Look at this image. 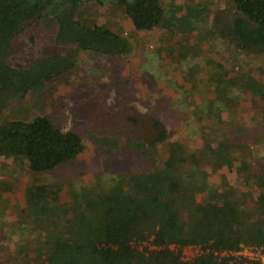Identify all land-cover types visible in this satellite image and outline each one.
<instances>
[{
	"label": "rangeland",
	"instance_id": "rangeland-1",
	"mask_svg": "<svg viewBox=\"0 0 264 264\" xmlns=\"http://www.w3.org/2000/svg\"><path fill=\"white\" fill-rule=\"evenodd\" d=\"M159 2L162 23L141 30L115 1L83 0L76 18L106 24L130 43L127 52L81 50L73 66L34 85L23 97L7 100L0 109V124L45 115L55 126L78 132L84 144L78 155L49 171L31 170L25 156L0 157V264H45L46 252L36 257L31 240L64 222L61 202L72 194L79 201L92 198L128 169L149 174L161 165L167 143H183L186 155L200 156L198 164L180 168L183 178L197 187L196 201L212 190L247 210L255 208L253 180L257 165L264 163V47L239 50L222 35L238 14L232 0ZM55 33L51 13L26 25L13 38L8 61L25 63L56 50L61 44L55 43ZM217 72L234 76L232 88L223 82L220 93L221 126L228 133L212 122L209 134L215 140H209L203 130L209 110L201 99L213 95L206 82ZM199 102L204 109L196 106ZM151 118L164 124L166 140L150 144L158 135ZM216 139L242 142L244 148H236L235 159ZM245 156L251 166L242 162ZM40 183L59 184L60 189L49 185L44 196L28 202L27 189ZM200 250L196 244L184 245L180 258L193 260Z\"/></svg>",
	"mask_w": 264,
	"mask_h": 264
},
{
	"label": "trees",
	"instance_id": "trees-1",
	"mask_svg": "<svg viewBox=\"0 0 264 264\" xmlns=\"http://www.w3.org/2000/svg\"><path fill=\"white\" fill-rule=\"evenodd\" d=\"M82 1L0 0V109L7 100L23 97L34 85L73 66L81 50L127 52L130 43L109 26L82 23L76 18ZM112 1L124 7L136 29L149 30L162 23L164 11L159 0ZM232 1L238 14L222 35L228 36L239 50L264 47V0ZM50 13L56 22L54 41L61 47L25 63L9 62L13 38L26 25ZM233 77H225L221 72L210 74L206 87L213 95L202 97L201 103L206 108L196 103L212 116H206L207 125L203 129L209 140H215L209 134L214 129L212 122L218 125V131L228 133L221 126L224 96L220 93L223 82L229 90L232 88ZM151 122L158 128V135L150 144L166 140L168 132L164 124L155 118ZM216 140L235 159L236 148H244L242 142ZM83 148L78 132L55 126L45 115L28 120L14 118L0 124V157L25 156L33 171H49L74 158ZM160 156L161 165L147 175L128 169L92 198L79 201L72 194L69 201L61 202L66 211L64 222H52L55 225L46 235L31 240L36 257L41 258L46 252L45 264H247L249 261L244 257L214 252L234 251L241 245L264 251V163L257 165L253 180L257 187L255 208L247 210L231 197L212 190L201 200H195L197 187L192 180L183 178L180 168L184 163L198 164L200 156L186 155L183 143H167ZM242 162L251 166L249 156ZM49 185L60 189L59 184L30 186L27 201L44 196ZM170 244L176 245L177 250ZM187 244L201 248L193 260L180 258V251ZM140 251H149L150 255L146 258Z\"/></svg>",
	"mask_w": 264,
	"mask_h": 264
},
{
	"label": "built area",
	"instance_id": "built-area-1",
	"mask_svg": "<svg viewBox=\"0 0 264 264\" xmlns=\"http://www.w3.org/2000/svg\"><path fill=\"white\" fill-rule=\"evenodd\" d=\"M227 253L234 256L236 255L238 257H244L249 261L248 263L250 264H264V251L254 246L241 245L239 249L234 251H215V254L220 256ZM254 261L257 263H255Z\"/></svg>",
	"mask_w": 264,
	"mask_h": 264
},
{
	"label": "crops",
	"instance_id": "crops-1",
	"mask_svg": "<svg viewBox=\"0 0 264 264\" xmlns=\"http://www.w3.org/2000/svg\"><path fill=\"white\" fill-rule=\"evenodd\" d=\"M59 164H60V163H59ZM56 166H57V165H56ZM34 200H36V198H35ZM34 200H33V201H34Z\"/></svg>",
	"mask_w": 264,
	"mask_h": 264
}]
</instances>
